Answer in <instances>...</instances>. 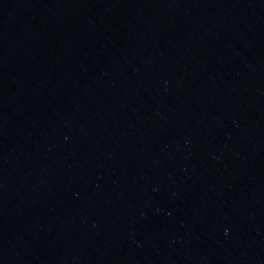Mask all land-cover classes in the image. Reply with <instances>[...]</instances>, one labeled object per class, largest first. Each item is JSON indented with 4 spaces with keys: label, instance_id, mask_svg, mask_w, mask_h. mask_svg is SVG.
Here are the masks:
<instances>
[{
    "label": "water",
    "instance_id": "obj_1",
    "mask_svg": "<svg viewBox=\"0 0 264 264\" xmlns=\"http://www.w3.org/2000/svg\"><path fill=\"white\" fill-rule=\"evenodd\" d=\"M0 264H264V0H0Z\"/></svg>",
    "mask_w": 264,
    "mask_h": 264
}]
</instances>
